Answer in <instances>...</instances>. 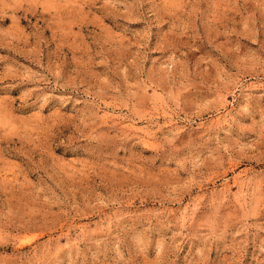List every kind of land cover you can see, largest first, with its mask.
Listing matches in <instances>:
<instances>
[{"label": "rangeland", "instance_id": "obj_1", "mask_svg": "<svg viewBox=\"0 0 264 264\" xmlns=\"http://www.w3.org/2000/svg\"><path fill=\"white\" fill-rule=\"evenodd\" d=\"M0 264H264V0H0Z\"/></svg>", "mask_w": 264, "mask_h": 264}]
</instances>
